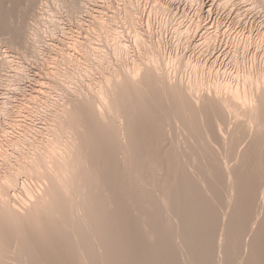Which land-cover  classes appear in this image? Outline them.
<instances>
[{"label":"bare ground","instance_id":"bare-ground-1","mask_svg":"<svg viewBox=\"0 0 264 264\" xmlns=\"http://www.w3.org/2000/svg\"><path fill=\"white\" fill-rule=\"evenodd\" d=\"M34 1L35 4L38 2ZM65 1L69 3L68 7ZM229 1L224 0L228 3ZM257 1V5L259 2H264V0ZM61 2H64L63 6L70 9L73 14L77 13L75 11L82 5H77L80 0H60ZM130 2L127 4L129 5ZM30 4L27 8H34ZM133 5L124 7L122 12L119 10V17L124 19L123 23L126 20L127 26L132 30H130L133 33L132 45L122 37L118 23L115 24V18L107 16V19L100 20V15L99 17L97 15V20L93 23L97 21V28L87 37L90 32L88 31L85 35L87 39L78 41L79 39L77 40L75 36L76 38L73 37L69 41L78 48L77 56H65V51L62 50L61 52H64V56L60 53L62 60L54 58L55 54L52 55L51 51L46 56L49 57V61L45 62L48 61L51 68V71L48 70V73L50 72L48 78L53 76L51 77L53 79L49 78L51 82L56 84L63 82L65 86L61 85L64 89H72L70 91L74 93L68 92L71 96L63 97V94L58 92L56 95L44 93L42 99L36 97L33 107L27 106V108H24L22 103L12 104L10 100H1L0 110L10 117L11 125V130L6 131L7 137L6 134L5 137L8 144L13 147L14 153L15 149L18 153H15V156L8 151L9 147L8 149L0 147V161L9 163L7 170L3 168L0 172V236L3 238L2 235H4L6 239H11V235H14L16 238L12 246L10 239H8L9 244L4 239L5 246H2L10 248L0 247V264H264V175L260 176L259 172L262 169L260 167L264 166L261 165L264 159V59L262 55L255 53L249 59L247 58L245 53L247 39L242 45L235 43L237 46L233 45V50L227 55L224 54L228 59L226 67H217V60H204L197 55L196 57L182 56V58L176 54L164 55L166 51L162 53L160 41L151 42L152 40H148L138 29L135 18L137 9H134ZM156 6L154 10H158V13L170 11L168 7L157 8ZM32 12L34 13V9ZM117 14L119 15V13L114 15L117 16ZM2 18L0 17V24H2L0 26L5 24L6 29L4 26L1 30H8L9 24L6 23L8 20L3 18L5 21H2ZM116 21L119 22L117 19ZM198 25L199 23H195L192 26L197 28ZM216 28L215 32L208 31L202 40L209 52L216 47L219 38ZM192 29L183 27L177 30V33L184 34L186 37ZM12 30L14 35L9 36L11 39L7 38L8 42L12 47L17 44L20 46L21 41L24 40L25 30L23 29L24 31L20 32L22 35L19 33V36L17 34L19 31H16L15 35V27L10 31ZM26 31L25 34L28 33ZM261 34L257 35L256 44L258 45L262 43ZM58 54L56 55L60 58ZM178 62L181 64L179 65ZM2 63L3 61L0 64ZM229 65L232 67L228 68ZM178 66L187 69L185 70L187 73L184 72L185 76L187 75V78H183L185 81L181 78L174 80L169 74V71L174 68L175 71L178 70ZM18 67L20 68V65ZM19 73V77L23 78L25 72ZM73 82H87L90 92L85 89V91L80 90L82 95L76 94L78 90L72 86ZM121 82H124L123 85ZM155 82H162V84ZM183 82L186 83L183 84ZM160 90L163 92L161 97L165 95L164 93L167 94V97L166 95L163 97L168 103L164 102L166 105L169 103L173 105L172 112L175 111V115H171V112L165 114L168 108L163 102V97L162 102L166 106V111H162L165 107L159 104L161 97L159 99L155 96L156 94L159 96ZM38 92L36 93L40 94ZM37 108L41 110L37 111ZM156 110L157 113L159 111L162 113L159 112L158 117H154L157 113L153 114ZM41 112L44 114L51 112V116L47 119H52L50 121L53 122L49 121V124L36 128L32 124L31 117L37 113L39 114L34 116L42 115ZM187 112H190L192 116H189ZM18 113H25L26 119L16 120L15 116ZM185 114L189 118H186ZM170 115L171 118H169ZM60 116L63 118L60 119ZM183 117L184 120H182ZM177 119H181L182 123ZM177 121L181 125L176 124ZM147 123L150 127L153 126L152 129L160 126L159 129L163 135L160 132L158 134H161L160 136L164 139L166 136L167 140H165L168 143L154 134H157L155 130L158 131V127V130L155 128L151 132V128H147ZM154 123L157 124L151 125ZM173 125H179L180 133L176 132L177 126L176 129H172ZM210 125L214 127L212 131L216 129L215 133H218V141L221 139L222 145L229 142L228 146L231 145L232 150L227 148L231 152L236 148L239 149L241 143H245V147L244 144L242 145L244 149L241 148V153L236 158L237 163L233 160L237 149L233 153L230 152L232 161L227 158L230 153L225 152L228 154L225 155L230 165L226 164L228 161H225L224 156L223 159L221 157L224 151L221 144L217 145L220 141L217 144L212 141L213 144H211V147L220 146L219 149L216 147L214 150H210L213 147L208 149L210 144L207 140L210 141L212 137L211 134L210 138L208 136L209 129L211 130ZM170 127L174 133L168 131ZM144 128L152 134L149 131H146L148 134L144 133ZM235 133L239 135H236L234 139L232 136ZM195 134L199 137L198 140ZM193 135L196 136L194 141H199L198 145L195 144L197 142H193ZM68 137L72 138L71 142ZM160 141H165L167 143L164 142L165 147L169 145V148L165 151L166 148H162L163 144H159L160 147L162 146L161 148L158 146L159 154V151L155 152V146ZM150 145L153 148L152 153L149 151L152 150ZM161 149H164L162 153ZM198 149L202 151L199 152ZM193 150L198 151L199 154L204 152L201 153L203 155L208 152L207 150L210 153L215 151V153L203 156L197 152L195 154ZM218 150H221V153ZM216 151L218 155L221 154L220 157L218 156L219 160L217 155H214ZM190 154L192 156H189ZM195 155L203 156L202 160L198 157L201 162L196 161L197 156L195 161V158L193 160L190 158ZM211 155H214L212 158L215 160L210 159V164L206 166L208 162L206 158H210ZM184 158L198 163L192 166L191 160L185 159L190 161L188 164ZM211 160L216 163L211 164ZM202 161H205V167L208 168H204L207 169L206 171L202 170L201 166L197 167L199 163L204 166ZM28 164L32 165V172L38 173L42 178V183L36 187L37 192L35 188L22 186L24 198H21V195L16 198L13 194L9 197L7 193L18 182L17 180L15 182L18 175L29 172ZM187 164L189 167L200 168L202 174L201 172L198 174V170L194 171L191 167L193 172L187 171ZM213 164L214 169L222 172L220 174L219 171H214L218 173H216L217 176L224 179V181L221 180L223 183H220V187L225 184V188L221 187V190L224 188V192L223 190L220 191L221 193L214 191L221 194L219 195L222 201L218 199V194L213 192L217 195H215L217 202L221 201V206L218 208L219 210L223 208L222 212L213 209L215 207L212 205L217 206L220 203L216 201L214 203L216 198L214 199L212 193L208 192L217 180L213 170L209 169L213 168ZM215 164L222 165V171L221 167L218 169ZM254 169H257L259 174L253 171ZM186 171L191 172L192 176L186 174ZM261 171H264V167ZM192 173L201 178L195 177ZM203 173L207 178L202 180ZM255 173L259 175L258 180L253 177L256 176ZM178 174L182 175L178 178ZM212 175L214 179L210 178ZM37 178L36 180L39 181ZM251 178H253L252 181H258L260 184L254 181L255 185ZM210 179L215 181L211 184ZM250 183H254V187H258L257 184L260 185L258 190L255 189L256 187L253 189ZM40 185L42 188L39 189ZM213 188L215 190L216 187ZM218 188L219 186L217 190H220ZM247 192H250L249 195H246ZM1 193L12 199L9 201V198ZM241 197H245L244 201ZM255 197L258 199V204L254 210L257 202ZM13 198L18 199L19 202L21 200L23 204L17 200L13 201ZM248 199L256 202L251 201V203L247 201ZM246 203L251 207L254 205L252 207L254 211L250 206L248 209L245 206ZM18 204L22 205L17 206ZM247 209L252 213L248 214L251 211ZM215 222L218 225L216 231L214 230L217 227ZM211 226L214 227L213 230ZM210 230L215 231L214 234H216L210 235ZM10 233L12 234L8 236ZM208 234L213 236L211 241L208 240L210 239ZM237 257L239 261L236 263Z\"/></svg>","mask_w":264,"mask_h":264},{"label":"rangeland","instance_id":"rangeland-1","mask_svg":"<svg viewBox=\"0 0 264 264\" xmlns=\"http://www.w3.org/2000/svg\"><path fill=\"white\" fill-rule=\"evenodd\" d=\"M10 5H8L6 2ZM33 1L34 0H31L30 2H29V0L27 1V0H0V17H3L4 19H6V21L8 20L9 21V19L10 18H12V19H10V22L8 23V21L6 22L7 24H9V25H7V28H8V30H1V29H4L3 27L5 26V29H6V25L5 24H3V26H0L1 28H0V63L3 61V63H2V65L0 64V107H1V105H2V102H1V100H10V102H12V104H16V103H22V105H23V107L24 108H27V106L28 107H33V105H34V102H36V99L38 98V99H42V95L45 93V94H52V95H56L57 94V92L58 93H60L63 97H64V95L67 97V96H71V95H69L68 94V92L70 93L71 91L70 90H72V89H64V86H65V84L63 83V82H57V84L59 85H57L56 84V82H51L52 80H50V79H53V78H51V77H53V76H51V77H49L48 78V75H49V73H48V70L49 71H51V68H50V66H49V63H47L48 61H49V57L47 58L46 56H48L49 54H50V51H51V53H52V55H54L55 57L54 58H58V59H60V60H62L61 59V56H64L63 55V53L61 52V50L62 51H65V56H70L71 57V55H73L72 57H74V56H77V54H76V52H78L79 53V50H78V48L77 47H75L74 45H73V43H71V42H69V41H71V39L73 38V37H75L78 41H84L85 39H87L86 38V34L88 33V31H90L88 34H87V37L90 35V33H91V31H93V30H95V28H97V21L95 22V24H93L94 23V21L95 20H97V17H99V15H100V20H102L103 18V20H105V18L107 19L108 17L109 18H115V24H117L118 25V27H120L119 28V30L122 32V37L125 39V40H128V41H126L127 43H129L130 45H132L133 44V33L132 32H130V30H131V28H129V26H127L128 25V22L125 20V23H123L124 22V19L122 20V18L121 17H119L120 16V12H122V9L124 8V7H126V6H131V5H133L132 7L134 8V9H137L136 11H137V13H136V16H135V18H136V20H137V23L138 24H136L137 26H138V29L140 30V32L143 34L144 33V36L145 37H147V39L148 40H152L151 42H158V41H160V47H161V50H163L162 51V53L164 54L165 52L164 51H166V53L164 54V55H167V56H170V55H172L173 56V54L175 55H178L179 57L181 56V58H182V56L183 57H186V56H191V57H196V55L197 56H199L200 58H202V59H204V60H212V59H215V60H217L216 61V65H217V67H226L225 66V64H226V62H227V60L228 59H226L225 58V55L224 54H228L229 52H231L232 50H233V48H234V46L236 47L237 45H235V43L236 44H238V45H242L244 42H245V40L247 39V47H246V56H247V58L249 59L252 55H254L255 53L257 54H259L260 56L262 55V59H264V35H262V34H264V2H259L258 3V5H257V0L255 1V0H230L229 1V3L228 2H224V0L222 1V0H194V1H192V0H80V3H78L77 5L79 6L80 4H82V5H80L78 8L79 9H77V11H75V12H77V13H71V10L70 9H68V8H66L65 6H63V3L64 2H61L60 3V0L58 1H55V0H35L34 2H37L36 4L35 3H33ZM41 2V4H40V2ZM51 1H53V2H51ZM55 1V2H54ZM127 1V2H126ZM200 1V2H199ZM203 1V2H202ZM246 1V2H245ZM255 1V2H254ZM33 3V4H35V5H33V4H30V3ZM56 2H58V3H56ZM130 2V4L128 5L127 3H129ZM136 2V3H135ZM158 2V3H157ZM160 2V3H159ZM4 3V4H3ZM13 3V4H12ZM18 3V4H17ZM27 3H29L30 5H32V6H34V8L33 7H30V8H33L34 9V13L32 12L31 13V11H33V9L31 10L30 8H27V7H29L28 5L29 4H27ZM56 3V4H55ZM152 3V4H151ZM193 3V4H192ZM203 3V4H202ZM204 3H206V5H204ZM19 4H21V6L19 5ZM57 4H59V5H57ZM61 4H62V6H61ZM69 3L68 2H66L65 1V5H67V7L69 6L68 5ZM127 4V5H126ZM139 4V5H138ZM157 6H156V5ZM208 4V5H207ZM211 6H210V5ZM228 4V5H227ZM17 5H19V7L17 6ZM46 5V6H45ZM126 5V6H125ZM154 5V6H153ZM170 5H171V7H170ZM224 5V6H223ZM155 6L157 7V8H161V7H168L169 8V13L168 12H163V13H158V10H154V8H155ZM158 6H160V7H158ZM202 6V7H201ZM2 7V8H1ZM4 7V8H3ZM13 9H12V8ZM15 7V8H14ZM139 7V8H138ZM210 7V8H209ZM262 7H263V9H262ZM9 8H10V11H9ZM20 8V9H19ZM36 8V9H35ZM119 8V9H118ZM173 8V9H172ZM202 8V9H201ZM208 8V9H207ZM247 8V9H246ZM28 11H27V10ZM30 9V10H29ZM56 9V10H55ZM73 9V8H72ZM206 9V10H205ZM260 9V10H259ZM2 10H4V11H2ZM13 10V11H12ZM19 10V11H18ZM36 10V11H35ZM68 10H70V12L68 11ZM111 10V11H110ZM118 10V11H117ZM119 10H120V12H119ZM151 10V11H150ZM210 10V11H209ZM6 11V12H5ZM96 11V12H95ZM22 12V13H21ZM28 12V13H27ZM29 12H30V14H32V15H30L29 14ZM59 12V13H58ZM99 14H98V13ZM153 12H157V13H153ZM159 12H161V11H159ZM210 12V13H209ZM6 13H8V14H6ZM10 13V14H9ZM14 13V14H13ZM18 13V14H17ZM24 13V14H23ZM27 15H26V14ZM46 13V14H45ZM72 15H71V14ZM116 14V13H119V15L117 14V16H118V18H120V19H118L117 18V16L116 15H114V14ZM149 13V14H148ZM244 13V14H243ZM8 16L7 18L5 17L6 15ZM14 15V17H13V15ZM164 14V15H163ZM167 14V15H166ZM210 14V15H209ZM237 14V15H236ZM5 15V16H4ZM22 15V16H21ZM94 15V16H93ZM98 15V16H97ZM103 15V16H102ZM156 15V16H155ZM200 15V16H199ZM16 16H18L17 17V20H16ZM97 16V17H96ZM108 16V17H107ZM111 16H114V17H111ZM116 16V17H115ZM22 17V18H21ZM36 17V18H35ZM94 17H96V19L94 18ZM2 18V21L4 20ZM41 18V19H40ZM116 19L117 20H119V22H117L116 21ZM140 19V20H139ZM236 19V20H235ZM239 19V20H238ZM17 21V23H15L16 21ZM19 20V21H18ZM5 21V20H4ZM12 21V22H11ZM91 21V22H90ZM150 21V22H149ZM220 21V22H219ZM21 22V23H20ZM42 22V23H41ZM159 22V23H158ZM237 22V23H236ZM3 23V22H2ZM5 23V22H4ZM15 25H14V24ZM127 23V24H126ZM146 23V24H145ZM162 23V24H161ZM164 23V24H163ZM195 23H199V25L197 26V28L195 27V26H192V25H194ZM215 23V24H214ZM12 24H13V27H12ZM20 24H21V26H20ZM23 24V25H22ZM166 24V25H165ZM187 24V25H186ZM211 24V25H210ZM0 25H2V24H0ZM10 25H11V28H14L15 27V35H16V31H19L17 34H18V36H19V33L22 31H26V29H27V31H28V33H27V31H26V33L27 34H25V31L23 32L24 33V35H23V37H24V40L23 41H21L22 39H21V36H20V41L23 43H21L20 41V46H19V44H17V45H15V46H11L10 44H9V40L7 39L9 36H12V35H14V33H13V31L14 30H12V31H10L11 30V28H9L10 27ZM26 25V26H25ZM130 25V24H129ZM152 25V26H151ZM188 25H190V26H188ZM222 25V26H221ZM25 26V27H24ZM148 26V27H147ZM181 26V27H180ZM192 26V27H191ZM18 27V28H17ZM59 29H58V28ZM146 27L147 28H149L150 30L148 31V29H146ZM183 27L185 28V27H190L191 29L193 28V27H195L196 28V30H195V28H193L192 30H190V34H188L189 36H184V34H179V33H177V30H179V29H183ZM215 27H217L216 28V30L218 31H216L217 33H218V39H217V43H216V47L213 49V50H210V52L207 50V48H206V45L204 44V43H202L203 41V37L205 36V34L206 33H208V31L209 32H215ZM220 27V28H219ZM24 30H23V29ZM26 28V29H25ZM56 30V32H55V30ZM128 30H126V29ZM142 28V29H141ZM178 28V29H177ZM225 28V29H224ZM64 29V30H63ZM91 29V30H90ZM124 29V30H123ZM126 30V31H125ZM9 33H8V32ZM39 31V32H38ZM55 33H54V32ZM61 31V32H60ZM65 31V32H64ZM132 31V30H131ZM143 31H145V32H143ZM226 31V32H225ZM5 32V33H4ZM11 32H12V34H11ZM64 32V33H63ZM126 32V33H125ZM205 32V33H204ZM244 32V33H243ZM193 33V34H192ZM259 33L261 34V38H262V45L261 44H256L257 43V35H259ZM8 34V35H7ZM9 34H11V35H9ZM179 34V35H178ZM224 34V35H223ZM247 34V35H246ZM251 34V35H250ZM6 35V36H5ZM20 35H22V33H20ZM199 35H200V37H199ZM229 35V36H228ZM249 35V36H248ZM30 36V37H29ZM78 36H79V38H78ZM84 36V37H83ZM150 36V37H149ZM222 36V37H221ZM224 36V37H223ZM253 36V37H252ZM25 37H26V39H25ZM34 37V38H33ZM83 37V38H82ZM189 37V38H188ZM191 37V38H190ZM227 37V38H226ZM234 37V38H233ZM237 37V38H236ZM4 38H5V40H4ZM186 38H188V40L186 39ZM9 39H11V37H9ZM186 39V40H185ZM223 39V40H222ZM130 40V41H129ZM185 40V41H184ZM228 40V41H227ZM188 41V42H187ZM227 43H226V42ZM242 41V42H241ZM244 41V42H243ZM219 42V43H218ZM232 42V43H231ZM252 42V43H251ZM39 43V44H38ZM132 43V44H131ZM9 44V45H8ZM231 44H232V46H231ZM250 44V45H249ZM25 45V46H24ZM234 45V46H233ZM17 46V47H16ZM22 46V47H21ZM55 46V47H54ZM106 46V45H105ZM16 47V48H15ZM75 47V48H74ZM107 47V46H106ZM110 47V46H109ZM233 47V48H232ZM250 47V48H249ZM108 48V47H107ZM249 48V49H248ZM256 48V49H255ZM18 49V50H17ZM51 49V50H50ZM60 49V50H59ZM109 49V48H108ZM186 49V50H185ZM197 49H198V51H197ZM255 49V50H254ZM16 50V51H15ZM59 50V51H58ZM170 52H169V51ZM225 50L227 51V52H225ZM248 50V51H247ZM55 51V52H54ZM56 51L59 53H56ZM186 51V52H185ZM201 51V52H200ZM205 51V52H204ZM260 51V52H259ZM54 52V53H53ZM175 52V53H174ZM209 52V54H207ZM44 53H46V54H44ZM60 53L62 54L61 56H60ZM67 53V54H66ZM73 53V54H72ZM185 53V55H183V54ZM203 53V54H202ZM210 53H214V54H211L210 55ZM263 53V54H262ZM56 54H58L59 56H60V58L56 55ZM181 54V55H180ZM204 54H206V55H204ZM221 54V55H220ZM43 55H45V56H43ZM210 55V56H209ZM224 55V56H223ZM57 56V57H56ZM208 56V57H207ZM217 56V57H216ZM223 56V58H221ZM210 57V58H209ZM33 58V59H32ZM63 58V57H62ZM218 58V59H217ZM219 58H221V60L219 59ZM44 59V60H43ZM57 59V60H58ZM223 59V60H222ZM46 60H48L47 62H45ZM11 61V62H10ZM221 61V62H220ZM219 62V63H218ZM20 65V68L18 67L19 65ZM24 64V65H23ZM46 64H48V65H46ZM177 64V63H176ZM178 64L180 65L181 64V62H178ZM177 64V65H178ZM224 64V65H223ZM17 65V66H16ZM219 65V66H218ZM221 65V66H220ZM183 66V65H182ZM10 67V68H9ZM64 67H66V66H64ZM230 67H232L231 65H229L228 66V68H230ZM19 68V69H18ZM23 68V69H22ZM175 68L177 69V67H176V65H175ZM174 68V69H175ZM17 69V70H16ZM26 69V70H25ZM174 69H172L173 70V72H174V74H172L173 72H172V70H170L169 71V74L170 75H172V78L174 79V80H178L179 78H181V79H183V78H187L186 76H185V74L187 73V71H185V70H187V69H185L184 67H179L178 66V70H176V71H178L179 72V74H178V72H176ZM181 69H182V71H181ZM74 70H75V68H74ZM180 70V71H179ZM46 71V72H45ZM19 72H21V73H24L25 72V74H26V76H25V74H24V76H23V78L22 77H19ZM170 72H172V73H170ZM184 72H186L185 74H184ZM76 73V72H75ZM176 73V74H175ZM51 75V74H50ZM176 77H175V76ZM47 76V77H46ZM182 76V77H181ZM185 76V77H184ZM18 77V78H17ZM40 77V78H39ZM175 77V78H174ZM4 78V79H3ZM36 78V79H35ZM184 80V79H183ZM185 81V80H184ZM55 83V84H54ZM118 83V82H117ZM122 83V82H121ZM124 83V82H123ZM123 83L121 84V85H123ZM155 83H158V82H155ZM176 84L178 83V82H175ZM186 82H183V84H185ZM61 84H63V85H61ZM119 84V83H118ZM158 84H162V82H159ZM2 85V86H1ZM61 85V86H60ZM120 85V84H119ZM72 86L74 87V88H76V90H78V92L76 93V94H79V95H82L80 92L81 91H85V89H86V91H88L89 89V87H88V85H87V82H73V84H72ZM63 87V88H62ZM86 87V88H85ZM61 88V89H60ZM79 88V89H78ZM84 88V89H83ZM81 90V91H80ZM39 91V92H38ZM36 92H38V93H40V94H37ZM88 92H90V90L88 91ZM160 92H161V90H160ZM71 93H74L73 91L71 92ZM70 93V94H71ZM67 94V95H66ZM86 95H87V92L85 93ZM84 94V95H85ZM88 94H90V93H88ZM161 94H163V92H161L160 94L158 93V95L159 96H157V94L155 95L157 98H159V97H161L160 95ZM165 95H163V96H165V97H167V94L166 93H164ZM33 95H34V97H33ZM78 95V96H79ZM162 96V97H163ZM5 97V98H4ZM37 97V98H36ZM65 97V98H66ZM162 97H161V100L159 101V104L162 106V107H165V109H163L162 111L164 112V111H166V106H167V110L168 111H166L167 113H165V114H168L169 112H171L170 114L171 115H175V111H173L172 112V109L174 108L173 107V105H170V103H169V105L167 104L166 105V103L164 102V101H166L165 99H164V97H163V99H162ZM56 98H59L58 96H56ZM160 99V98H159ZM162 100H163V102L165 103V105H164V103L162 102ZM20 101V102H19ZM158 101V100H157ZM167 102V101H166ZM24 103V104H23ZM168 103V102H167ZM31 105V106H30ZM160 106V107H161ZM170 106V107H169ZM172 106V107H171ZM159 107V110L161 111V108ZM169 108H171V111H169ZM37 111H39V110H41V108H39V110H38V108L36 109ZM174 110V109H173ZM159 111V112H160ZM161 111V112H162ZM186 111H188V110H186ZM190 111V110H189ZM157 113V110H156V112H154L153 114H156L157 116H154V117H158V114H160V113ZM162 112V113H163ZM161 113V114H162ZM174 113V114H173ZM188 113V115L190 116L191 114L193 115V113H192V111H191V114H190V112H187ZM37 114H39V113H37ZM37 114H34V115H37ZM41 114L42 115H38V116H32L31 117V120H33L32 121V124L34 125V127H36V128H40V127H42L43 125H45L46 123L47 124H49L48 122L50 121V120H52V119H47V117L49 116H51V112H48V113H45L44 114V112L42 113L41 112ZM164 114V113H163ZM44 115H45V117H44ZM171 115H170V117L169 118H171ZM186 116V118L188 117V115L187 114H185ZM191 115V116H192ZM25 117V113H18V114H16V116H15V119L16 120H24V119H26V118H24ZM48 117V118H49ZM61 118L60 119H62L63 118V116H60ZM9 118V119H8ZM45 118V119H44ZM189 118V117H188ZM220 118V117H219ZM156 119H158V118H156ZM170 120V119H169ZM178 120V119H177ZM182 120H184V117L182 118ZM158 121V120H157ZM170 121H172V120H170ZM169 121V123H171ZM179 122L181 121V119L180 120H178ZM176 122V124H179V122ZM50 122H53V121H50ZM173 122V121H172ZM180 123H182V122H180ZM157 124V123H156ZM155 123L154 124H151V125H156ZM147 125H148V123H147ZM179 125H181V124H179ZM179 125H176L177 127H178V129H176L175 127L176 126H172V129L173 128H175L177 131L176 132H179V131H181V129H180V127H179ZM170 126V125H169ZM9 127V128H8ZM151 128V132H152V130H154L155 128L157 129V127L158 126H155V128L154 129H152V127H150V124L147 126V128ZM11 125H10V117L7 115V113L5 112H3V111H1L0 110V147L2 146V149H3V147H4V149H8V147H9V149H8V151L9 152H12L15 156H16V154L18 153L17 152V150L15 149V153H14V149H13V147H11L10 146V144H8V140H7V134H6V131H10L11 129ZM160 128V126L158 127V129ZM210 128H211V130L209 129V133H208V136H209V138L211 137V135H212V137L210 138V141L209 140H207V142H209V146H208V149H210V147H211V144H213V142H215L217 145H219V144H221V148H223L222 150L224 151V153H222L223 155H221V154H219L218 155V153H217V151H216V154H214V155H217V159L220 157V155H221V157H222V159H223V156H224V159L226 158V155H228V154H226V153H230L231 151L227 148V147H229L230 148V146H228V143L227 144H223L222 145V143H221V139L218 141V139H219V136L215 133L216 132V129H215V131L213 130L212 131V129L214 128V127H211V125H210ZM145 129V131H144V133H147L149 130L148 129H146V128H144ZM157 129V130H158ZM171 129V127L169 128V132H172V129ZM160 130V131H159ZM158 131H156L155 130V132H157V134L156 133H154L155 135H159L158 133L160 132V133H162L161 132V129H159ZM147 131V132H146ZM149 131V133H151ZM208 131V130H207ZM212 133H211V132ZM172 133H174V132H172ZM180 133V132H179ZM215 133V134H214ZM5 134H6V137H5ZM148 134V133H147ZM152 134V133H151ZM211 134V135H210ZM146 135V134H145ZM161 135V134H160ZM159 135V137H161L162 138V140H165L166 139V136H165V139L163 138V136H160ZM162 135H163V133H162ZM174 135H176V133L174 134ZM196 136H197V134H195ZM195 135H193L192 137H193V142H197V143H195L196 145H198V143H199V141H197L198 139H199V137L197 136H195ZM216 135V136H215ZM236 135H239L238 133H235V135H233L232 137L235 139V136ZM69 137H71L70 135H68ZM146 136H151V135H146ZM214 136V137H213ZM67 137V136H66ZM68 137V138H69ZM191 137V138H192ZM196 137V139L197 140H195L194 141V138ZM216 137V138H215ZM233 138H232V140H233ZM238 138V136L236 137V139ZM66 140H68L67 138H65ZM71 139L72 138H69V140H70V142H71ZM65 140V141H66ZM167 140V139H166ZM165 140V141H166ZM216 140H217V142H216ZM2 141V142H1ZM7 141V142H6ZM164 141V142H165ZM213 141V142H212ZM4 142V143H3ZM67 142V141H66ZM72 142H73V140H72ZM163 141H160L156 146H155V152H157V151H159L160 149H159V147H160V145H162L163 144V147L162 148H164L166 145H164L166 142L168 143V141H166L165 143L163 142ZM166 143V144H167ZM214 143V144H215ZM239 143H241V142H239ZM5 146H4V145ZM160 144V145H159ZM194 144V145H195ZM244 147H245V143L243 142V143H241ZM238 145H240V144H238ZM242 145H240L239 146V149L238 148H236L235 150H236V155L234 156L235 157V159H233V157L232 158H230V156H231V153H233L235 150H233V152H231L230 153V155H228L227 156V158H230L231 159V161H232V159L236 162L237 161V157H239V155H240V151H241V148H243L242 147ZM159 146V147H158ZM169 145H167V147H165L164 149H165V151L169 148L168 147ZM171 146V145H170ZM206 146V147H207ZM6 147V148H5ZM12 149H11V148ZM150 147H151V145H150ZM150 147H148V148H150ZM158 147V149L156 150V148ZM160 147V148H161ZM213 147V146H212ZM211 147V148H212ZM216 147V146H215ZM215 147H213V149H210V150H214V148ZM218 147H220V146H218ZM218 147H216L217 149H219ZM152 148V147H151ZM150 148V149H151ZM215 148V149H216ZM163 149V150H164ZM204 149H205V144H204ZM203 149V150H204ZM207 149V148H206ZM226 149H228V150H226ZM231 150H232V148H230ZM244 149V148H243ZM149 150V149H148ZM162 149H161V153H162V151H163ZM199 150V149H198ZM201 150V149H200ZM200 150H199V152H200ZM35 151V150H34ZM105 151V150H104ZM150 151V153H152L153 152V148H152V150H149ZM152 151V152H151ZM194 151V150H193ZM202 151V150H201ZM206 151V150H205ZM208 152V154L206 153L205 155H203V154H201V153H204V152H201L200 154L198 153V151H194V153L195 154H199V155H203V156H207V155H209V150H207ZM220 151V153H221V150H218V152ZM243 151V150H242ZM148 152V151H147ZM168 152V151H167ZM197 152V153H196ZM226 152V153H225ZM238 152H239V154H238ZM159 154H160V151L158 152ZM157 153V154H158ZM194 153H192V154H194ZM212 153H215V151H212ZM212 153H210V154H212ZM156 154V155H157ZM159 154L157 155V156H159ZM226 154V155H225ZM235 154V153H234ZM233 154V155H234ZM167 155V154H166ZM199 155H195V157H190L192 160H193V158H195L194 159V161L196 160V156H197V160L196 161H198L199 160V158L198 157H200ZM213 155V156H214ZM238 155V156H237ZM254 155V154H253ZM188 156V155H187ZM189 156H192L191 154L189 155ZM188 156V157H189ZM194 156V155H193ZM202 156V157H203ZM212 155H211V157L210 158H206V160L208 159V162H206V166H207V164L209 165L210 164V159H214V158H212L213 157ZM219 156V157H218ZM161 157V156H160ZM202 157H200V159L202 158ZM251 157L253 158V156L251 155ZM205 158V157H204ZM203 158V160H205ZM215 158H216V156H215ZM227 158L225 159V161L227 160ZM186 158H184V160H185ZM188 160H191V159H189V158H187ZM186 159V160H187ZM221 159V158H220ZM1 160H3V159H1ZM185 160V161H186ZM192 160H191V163H190V165H192V166H194V161L192 162ZM202 160V159H201ZM215 160V159H214ZM219 160V159H218ZM184 161V162H185ZM228 161V162H227ZM225 163L226 164H229V159L227 160ZM234 161H233V163H234ZM263 161H264V159H263ZM262 161V163H261V165L263 166L264 164V162ZM1 163H0V172H1V170L3 171V168H4V170H7L6 168H7V166H9V163H6L5 161H0ZM4 162V163H3ZM188 161H186V163H187ZM190 162V161H189ZM189 162H188V164H189ZM199 162H201L200 160H199ZM203 163H204V166H202L200 163V165L198 164L197 165V167H199V166H201L200 168L202 169V170H207L208 168L207 167H205V161H202ZM215 162V161H214ZM213 162V160H211V164L212 163H214ZM185 163V164H186ZM198 163V162H197ZM197 163H195V164H197ZM216 163V162H215ZM233 163H231V165L233 164ZM237 163V162H236ZM187 164V165H188ZM235 164V163H234ZM186 165V166H187ZM216 165V167H218V169L220 168L221 169V171H222V165H219V166H217V164H215ZM230 165V164H229ZM4 166H6V167H4ZM28 166H30L29 168H30V170H29V172L27 171V172H25L26 174H22L21 173V175H18V177L15 179V182H16V180L18 181L17 183H15V185L11 188V189H9V191H8V193L7 194H9L8 196L9 197H11V195L13 194L14 195V197H16L17 198V196L19 197L20 195V197L21 198H24V192H22V190H23V187L22 186H25V187H30L31 189H34L35 188V190L37 189L36 187H38V185H39V183L41 184L42 183V178L41 177H39L40 175H38V173H35L34 171L32 172V168L33 167H31L32 165H30V164H28ZM213 166V168L211 167V165H210V167L211 168H209L210 170L212 169L213 170V172L214 171H216L217 169L215 168L214 169V164L212 165ZM191 167V166H190ZM190 167H189V165H188V168H186V170L187 171H190L191 169H190ZM196 167V166H195ZM209 167V166H208ZM264 167V166H263ZM263 167H260V168H262L263 169ZM2 168V169H1ZM191 168H193V167H191ZM199 168V169H200ZM204 168H207V169H204ZM189 169V170H188ZM197 169V168H193V170L194 171H196V170H198L197 171V173L199 174V172H201L200 174H202V170L200 169ZM259 169V168H258ZM261 169V170H262ZM211 170V171H212ZM257 169H254L253 171H256ZM260 170V169H259ZM259 171L261 174H260V176L262 175H264V174H262V173H264V171ZM186 171V174L188 173ZM192 171V170H191ZM205 171H203V172H205ZM209 171V170H208ZM208 171L206 172V175H207V173H208ZM219 171V172H218ZM34 173V174H32V173ZM193 172V171H192ZM217 172L218 173H222V172H220V170H217ZM217 172H214L213 174H214V177H215V175H216V173ZM259 172H257L256 171V173L257 174H259ZM191 172H189L188 174L190 175V176H192L191 174H190ZM196 172H195V174H197ZM217 173V174H218ZM255 173V175L256 176H253V177H256L255 179L256 180H258V178H257V176L259 177V175H257ZM30 174H32L31 176H30ZM35 174H36V176H35ZM183 174V176L185 175L184 174V172L182 173ZM182 174H178L177 175V177L179 178ZM193 174V173H192ZM195 174H193L195 177L198 175H195ZM37 178V176L39 177V178H37V179H39V181L38 180H36V178L34 177V176ZM206 175H204V173H203V177H202V180H203V178H207L206 177ZM205 176V177H204ZM198 177V176H197ZM216 177H217V180L219 181V183H218V181L216 180V182L218 183V184H216V182H214V181H212L211 179V184L214 182L217 186H219V188H220V190H217V186L213 183V185L214 186H211L208 190V192L210 193H212L211 195L214 197V199H212V200H214V203H215V201L217 202L218 200H217V195L216 194H213V192L214 191H222V192H224V188H225V184H223V185H221V187H224V188H222V190H221V187H220V183H221V180H222V178H221V176L219 177V176H217L216 175ZM215 177V178H216ZM264 177V176H263ZM198 178H201L200 176L198 177ZM210 178H213V175H212V177H210ZM218 178H220V179H218ZM262 178V177H261ZM261 178H260V180H261ZM205 179H204V181H205ZM214 179V178H213ZM253 180V178H251V181ZM41 181V182H40ZM222 181H224V179L222 180ZM255 181V180H254ZM254 181H252V182H254ZM207 184H208V182L207 181H205ZM205 182H204V184H205ZM256 182V181H255ZM254 182V183H255ZM258 182V181H257ZM256 182V183H257ZM38 183V184H37ZM209 183H210V181H209ZM223 183V182H222ZM221 183V184H222ZM253 183V184H254ZM256 183H255V185H256ZM259 183V182H258ZM262 184H263V181L261 182ZM37 184V185H36ZM211 184H209V185H211ZM251 184V186H252V188L254 189L255 187H254V185L252 184V183H250ZM260 184V183H259ZM206 185V184H205ZM208 186V185H207ZM257 186L258 187H256L255 189H257L258 190V188H259V186L260 185H258L257 184ZM27 187V188H28ZM206 187V186H205ZM213 187H216L215 188V190H214V188ZM40 188H42V186L40 185L39 186V189ZM218 188V189H219ZM38 189V190H39ZM213 189V190H212ZM35 190H34V192H35ZM212 190V191H211ZM250 190V192H251V189H249ZM248 190V191H249ZM257 190H256V192H257ZM36 192H37V190H36ZM219 192H214V193H217L218 194V196H219V198L218 199H220L221 201H222V198L220 197V193ZM250 192H247L246 193V195H249V193ZM253 192H255V191H253ZM255 192V193H256ZM193 193H195L196 194V192L195 191H193ZM1 194H4V193H1ZM11 194V195H10ZM220 194V195H219ZM253 194V193H252ZM252 194H251V196H252ZM216 195V196H215ZM245 195V196H246ZM1 196H3V195H1ZM4 196L7 198L8 196H6L5 194H4ZM23 196V197H22ZM192 196H195L194 194H192ZM212 196H210L211 198H212ZM222 196H223V193H222ZM242 196V195H241ZM244 196V195H243ZM8 197V198H9ZM4 200L6 199V198H4V197H2ZM243 198H245V197H243ZM243 198L241 197V200L242 201H244L243 200ZM247 198V197H246ZM10 199H12V198H9V201H10ZM252 199H253V197H252ZM257 198L255 197V200H256ZM17 200V202H19L18 201V199H16ZM14 198H13V201H16ZM219 200V203L221 202ZM246 200V199H245ZM255 200H250V199H248L247 201H253V203H255L256 201V205H255V207H254V210H255V208H257L256 206H257V204H258V199L255 201ZM17 202H15L16 204H17ZM19 203H22V201L20 200V202ZM218 203V202H217ZM218 203V204H219ZM224 202H222V204H223ZM252 203V202H251ZM23 204V203H22ZM22 204H18L17 206H21ZM248 204H250L249 202H248ZM216 205V204H215ZM215 205H212V206H214L215 208H213L214 210L215 209H217V211L218 212H222V211H224V209L223 208H221V210H219V208H218V206L220 207L221 206V203L219 204V205H217V206H215ZM251 205V204H250ZM250 205H247V203H246V207L249 209V207L248 206H250ZM253 205V204H252ZM223 206V205H222ZM254 206V205H253ZM252 206V207H253ZM217 207V208H216ZM224 207V206H223ZM245 207V208H246ZM251 207V206H250ZM251 207V208H252ZM247 209V210H248ZM251 210H253V208L251 209ZM251 210H248V211H251ZM253 210V211H254ZM247 211V212H248ZM250 213H252V211L251 212H248V214H250ZM6 220L5 221H7V218H5ZM4 220V219H3ZM214 224H216V222L214 223ZM214 224H212V226L214 225ZM217 225V224H216ZM216 225H214V227L216 226ZM11 226V225H10ZM211 226V227H212ZM214 227H212L211 229L213 230V228ZM216 228H218V225H217V227H215L214 228V230L216 229ZM8 230V229H7ZM7 230H5V232H7ZM10 230V229H9ZM212 230H210V231H212ZM209 231V234L210 235H212L211 233H213V235H215L214 234V232L216 231H212V232H210ZM9 233V232H8ZM4 234V233H3ZM12 233H10V234H8V236L9 235H11ZM208 234V237L210 236ZM7 235V233L5 234V236ZM3 236V238L1 237V243H0V247L3 245V246H5L4 245V239H6L5 237H4V235H2ZM7 237V236H6ZM13 237V238H12ZM213 236H210V239L208 238V240L209 241H211V238H212ZM2 239H3V241H2ZM8 239H10V238H8ZM8 239H6V241H8ZM13 239V240H12ZM11 241V246L13 245L12 243H14V241L16 240V238L14 237V235L12 236L11 235V239H10ZM3 242V243H2ZM240 242V241H239ZM8 244H9V241H8ZM6 245H7V243H6ZM2 246V247H3ZM8 246V245H7ZM4 248H6V249H9L10 247L8 246V247H3V249ZM240 248V247H239ZM238 250V249H237ZM239 251V250H238ZM1 253V252H0ZM239 253H240V251H239ZM9 256V255H8ZM12 256V255H11ZM238 257H239V254H238ZM238 257L237 258H235V260H236V263H237V261H239V259H238Z\"/></svg>","mask_w":264,"mask_h":264}]
</instances>
